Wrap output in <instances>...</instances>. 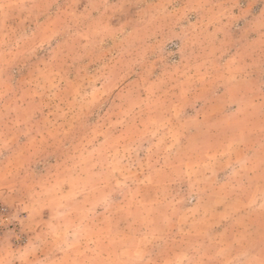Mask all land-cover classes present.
Here are the masks:
<instances>
[{
    "label": "rangeland",
    "instance_id": "1",
    "mask_svg": "<svg viewBox=\"0 0 264 264\" xmlns=\"http://www.w3.org/2000/svg\"><path fill=\"white\" fill-rule=\"evenodd\" d=\"M263 159L264 0H0V264H264Z\"/></svg>",
    "mask_w": 264,
    "mask_h": 264
},
{
    "label": "crops",
    "instance_id": "2",
    "mask_svg": "<svg viewBox=\"0 0 264 264\" xmlns=\"http://www.w3.org/2000/svg\"><path fill=\"white\" fill-rule=\"evenodd\" d=\"M249 163H250L251 168L254 170L252 171V174L248 175L249 179H247V180L250 182L248 191L243 189V192H240L241 187H236L238 189L239 193L223 194V196L230 198L231 201L234 202L233 206L230 208L229 207H226V208L225 207H217V208H215V212H216L217 216H220L222 218L225 214H227L228 215L227 220H229V222L226 221L225 223H223V225L217 227V229L218 230H220V229L223 230L225 228L230 229L231 231L234 232L233 237L235 236V230H236V233L238 231L236 223H237V219L239 217L246 216V217H248L249 220H252L251 208L253 205L252 204L253 201L255 200L254 204L259 205V206H262L264 204V190H260V192H258V193L255 192L254 191L255 190L254 189L255 184H253L254 180H256V183H257V181L264 182V159L258 163L255 161H249ZM252 165H253V167H252ZM235 178L236 177L230 178V177H228V175H224V174L220 175V181H219L218 187H221V188L227 187L228 188L231 186H238V185L239 186H245L247 184L246 181L245 182L243 181V179L246 177H244L240 180H236ZM237 203L244 205L243 207H246V209L245 208L243 209L242 207L236 206ZM232 221H233V223H232ZM227 222H228V224H227ZM254 225H256V224H254ZM262 228H263V226H262ZM230 243L235 244V239H233V241H231V242L230 241L225 242V241L218 240L217 243L213 244V245H216L218 247L217 251H220L222 249V247L224 248L226 244H230ZM260 244H264V237L259 241V245ZM233 257L235 258L236 255H234Z\"/></svg>",
    "mask_w": 264,
    "mask_h": 264
},
{
    "label": "built area",
    "instance_id": "3",
    "mask_svg": "<svg viewBox=\"0 0 264 264\" xmlns=\"http://www.w3.org/2000/svg\"><path fill=\"white\" fill-rule=\"evenodd\" d=\"M6 216V210L3 207H0V219Z\"/></svg>",
    "mask_w": 264,
    "mask_h": 264
}]
</instances>
